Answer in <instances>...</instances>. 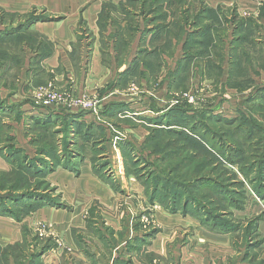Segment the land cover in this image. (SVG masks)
Here are the masks:
<instances>
[{"label": "rangeland", "instance_id": "rangeland-1", "mask_svg": "<svg viewBox=\"0 0 264 264\" xmlns=\"http://www.w3.org/2000/svg\"><path fill=\"white\" fill-rule=\"evenodd\" d=\"M0 264H264V0H0Z\"/></svg>", "mask_w": 264, "mask_h": 264}, {"label": "built area", "instance_id": "built-area-1", "mask_svg": "<svg viewBox=\"0 0 264 264\" xmlns=\"http://www.w3.org/2000/svg\"><path fill=\"white\" fill-rule=\"evenodd\" d=\"M41 103L44 107H51L52 105H66L70 109H84L96 110L98 101L96 99H89L86 95L77 98H66L62 94L45 91L41 96Z\"/></svg>", "mask_w": 264, "mask_h": 264}, {"label": "trees", "instance_id": "trees-1", "mask_svg": "<svg viewBox=\"0 0 264 264\" xmlns=\"http://www.w3.org/2000/svg\"><path fill=\"white\" fill-rule=\"evenodd\" d=\"M185 116H186V115H185V114H183V117H184V118H185ZM187 117L189 118V116H187ZM170 120H171V121H173V122H175V117H174V116H173V117H171V118H170ZM36 122H38V121H36ZM48 123H49V122H48Z\"/></svg>", "mask_w": 264, "mask_h": 264}]
</instances>
